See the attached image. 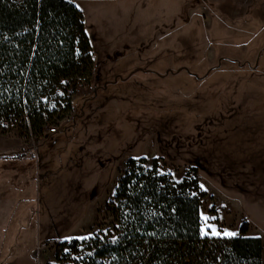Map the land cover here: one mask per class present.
<instances>
[{
  "label": "rangeland",
  "instance_id": "1",
  "mask_svg": "<svg viewBox=\"0 0 264 264\" xmlns=\"http://www.w3.org/2000/svg\"><path fill=\"white\" fill-rule=\"evenodd\" d=\"M71 2L94 74L57 134L0 124V264H49L90 237L131 158L196 175L218 230L264 238V0Z\"/></svg>",
  "mask_w": 264,
  "mask_h": 264
},
{
  "label": "trees",
  "instance_id": "2",
  "mask_svg": "<svg viewBox=\"0 0 264 264\" xmlns=\"http://www.w3.org/2000/svg\"><path fill=\"white\" fill-rule=\"evenodd\" d=\"M83 13L69 0H0V124L12 115L36 138L57 134L71 97L94 74ZM207 194L196 175L176 180L159 158H131L97 230L58 244L49 264H262V241L201 234Z\"/></svg>",
  "mask_w": 264,
  "mask_h": 264
},
{
  "label": "snow or ice",
  "instance_id": "3",
  "mask_svg": "<svg viewBox=\"0 0 264 264\" xmlns=\"http://www.w3.org/2000/svg\"><path fill=\"white\" fill-rule=\"evenodd\" d=\"M69 2H71V0H69ZM77 8H79L80 6L77 4L75 5ZM204 186L201 185V188H203ZM201 218L204 221V223L201 226V234L208 236V235H212V236H226V237H232L235 236L236 233L234 232H230L227 229H224L222 232L220 230L217 229V226L212 224L211 221L215 220L216 217L214 216H206L203 213H201ZM66 239H71V238H66ZM78 239H85L84 237H78Z\"/></svg>",
  "mask_w": 264,
  "mask_h": 264
},
{
  "label": "crops",
  "instance_id": "4",
  "mask_svg": "<svg viewBox=\"0 0 264 264\" xmlns=\"http://www.w3.org/2000/svg\"><path fill=\"white\" fill-rule=\"evenodd\" d=\"M259 228V227H258ZM240 233V228L238 229V232L235 236H238V234ZM261 232L259 231H256V233L252 232V230L249 228V232L246 234V237H256V238H260L262 240V264H264V238L261 237ZM235 236H232V237H235ZM230 238V237H228Z\"/></svg>",
  "mask_w": 264,
  "mask_h": 264
},
{
  "label": "built area",
  "instance_id": "5",
  "mask_svg": "<svg viewBox=\"0 0 264 264\" xmlns=\"http://www.w3.org/2000/svg\"><path fill=\"white\" fill-rule=\"evenodd\" d=\"M5 122L10 123L12 126H16L20 121L16 117L10 115L7 117V120Z\"/></svg>",
  "mask_w": 264,
  "mask_h": 264
}]
</instances>
